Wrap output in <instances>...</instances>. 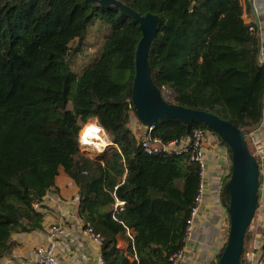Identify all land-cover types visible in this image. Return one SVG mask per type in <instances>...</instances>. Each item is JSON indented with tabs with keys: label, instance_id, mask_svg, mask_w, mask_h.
<instances>
[{
	"label": "trees",
	"instance_id": "1",
	"mask_svg": "<svg viewBox=\"0 0 264 264\" xmlns=\"http://www.w3.org/2000/svg\"><path fill=\"white\" fill-rule=\"evenodd\" d=\"M117 1L142 16H158L150 74L159 90L169 92L170 103L242 131L259 127L264 63L240 0ZM93 24L110 30L98 58L76 77L72 61ZM140 38L138 23L116 8L83 0H0V261L16 245L13 234L41 230L36 205L59 171L78 190L84 228L103 238L104 264H171L183 249L199 167L189 153L146 154L131 129ZM91 119L111 143L99 160L78 144ZM194 129L216 136L201 123L172 119L154 124L150 137L165 145ZM222 196L227 204V192ZM123 237L125 250L118 247ZM243 254L244 247L240 264Z\"/></svg>",
	"mask_w": 264,
	"mask_h": 264
},
{
	"label": "crops",
	"instance_id": "2",
	"mask_svg": "<svg viewBox=\"0 0 264 264\" xmlns=\"http://www.w3.org/2000/svg\"><path fill=\"white\" fill-rule=\"evenodd\" d=\"M240 2L244 9V22L253 25L259 38V59L264 63V0ZM94 122L97 126L95 120ZM131 129L139 138L144 134L142 125L135 119H132ZM247 142L254 155L258 152L264 156V108L262 121L247 137ZM208 147L211 146L206 144V189L193 224L191 239L183 248L180 264H214L224 248L229 232V219L223 204L225 200L222 188L231 166L228 167L222 150ZM260 177L264 183V164L260 167ZM78 203L76 186L59 171L54 187L36 205V209L43 216L41 230L13 234L12 240L16 245L0 264H36L32 252L37 247L46 245V236L52 225H60L66 232L57 244L56 256L59 264H101V246L83 234V222L77 214ZM119 203L117 202V206L122 207L123 204ZM259 206L260 210L264 207L263 190L259 196ZM261 212L255 222L252 220L248 229L243 254L245 264L264 262V212L263 210ZM126 241L124 237L119 238L118 247L125 250Z\"/></svg>",
	"mask_w": 264,
	"mask_h": 264
},
{
	"label": "water",
	"instance_id": "3",
	"mask_svg": "<svg viewBox=\"0 0 264 264\" xmlns=\"http://www.w3.org/2000/svg\"><path fill=\"white\" fill-rule=\"evenodd\" d=\"M83 1L103 9L116 8L139 25L141 38L135 51L130 91L131 117L145 127L172 119L186 124L198 122L214 133L230 150L229 179L222 188L229 197L227 204L223 201L229 219V232L217 264H240L245 236L259 208L261 186L260 166L250 153L247 143L250 132L239 130L213 114L170 103L163 97L165 90H159L154 85L149 66V53L159 31L157 15L142 16L117 0ZM93 158L99 160L101 155Z\"/></svg>",
	"mask_w": 264,
	"mask_h": 264
},
{
	"label": "built area",
	"instance_id": "4",
	"mask_svg": "<svg viewBox=\"0 0 264 264\" xmlns=\"http://www.w3.org/2000/svg\"><path fill=\"white\" fill-rule=\"evenodd\" d=\"M144 134L140 137V146L142 150L148 155L158 154L164 152L170 153H189L190 162H193L199 167V187L198 194L195 198V204L191 210L190 216L187 220V229L184 239V246L187 244L192 236V229L195 218L200 210V204L202 202L203 194L206 189V171H207V160H206V144H207V134L209 132L202 129H194L191 135L187 138H182L179 140L172 141L168 144H162L158 139H152L150 137L151 131L154 129V125L145 127L143 126ZM101 150L96 151V153L89 152L85 147L81 145L80 138L78 140L79 147L83 153L87 152V156L93 158L94 155H101L104 150L110 146V142ZM85 151V152H84ZM260 158L261 167L264 164V156L257 152ZM261 187V186H260ZM264 191V187L262 188ZM122 204V203H119ZM65 228L60 225L50 226L47 236L46 245L37 247L33 250L32 254L36 258V264H59L56 256L57 244L60 239L65 235ZM83 234L95 242L97 245L103 243V238L99 234H96L92 227L87 226L83 229ZM184 248V247H183ZM183 257V249L176 255L170 258L171 264H180ZM101 264L103 263L102 258L100 259ZM254 264H264V262H255Z\"/></svg>",
	"mask_w": 264,
	"mask_h": 264
},
{
	"label": "rangeland",
	"instance_id": "5",
	"mask_svg": "<svg viewBox=\"0 0 264 264\" xmlns=\"http://www.w3.org/2000/svg\"><path fill=\"white\" fill-rule=\"evenodd\" d=\"M98 26L99 25H97V24H93L92 26H89L88 33L85 37V41H83L84 43L82 42L83 46L81 44L82 50L74 56V59L72 61V72L76 77L80 76L81 73L84 71V69H86L94 60H96L98 58V56L95 57L94 55L98 54L100 46L104 42V40H103L104 34L110 30L108 27H104L102 30ZM75 43L76 42H74L73 47H75ZM163 96L165 97V99L167 101H170L171 96H170L169 92L167 93L165 90L163 92ZM131 116H132V114H131ZM132 119H135V118L132 117ZM89 124H92L91 126H94V124H95L94 120H92V119L89 120L85 124L84 127H86V125L88 127ZM103 134L107 137V135L104 132H103ZM107 139H108V137H107ZM109 142H110V140H109ZM207 144H209V146H211V147H216L218 150H222L224 156L227 159L228 167L231 166V161H230V157H229V154L227 152V149L220 144V141L216 136L212 135L211 133H208L207 134ZM211 147H208V148L210 149ZM85 154L87 155L88 153L85 152ZM260 180H261V187L259 188V196H261L262 187L264 185L262 177H260ZM261 210H263V212H264V207H262ZM261 210L258 208V210L256 211V213L254 215L253 222H255L257 220L258 216L262 213ZM246 235H248V231H247ZM246 240H247V238H246ZM246 240H244V250H245V246H246Z\"/></svg>",
	"mask_w": 264,
	"mask_h": 264
},
{
	"label": "bare ground",
	"instance_id": "6",
	"mask_svg": "<svg viewBox=\"0 0 264 264\" xmlns=\"http://www.w3.org/2000/svg\"><path fill=\"white\" fill-rule=\"evenodd\" d=\"M79 138L81 141V145L85 147L89 152L93 153L101 150L108 143L106 136L103 134V130H101L96 125H88V127H86L84 131V134L81 137L79 135Z\"/></svg>",
	"mask_w": 264,
	"mask_h": 264
}]
</instances>
